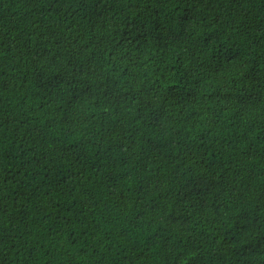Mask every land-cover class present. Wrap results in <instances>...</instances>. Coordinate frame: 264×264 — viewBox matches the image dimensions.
<instances>
[{"label": "trees", "instance_id": "16d2710c", "mask_svg": "<svg viewBox=\"0 0 264 264\" xmlns=\"http://www.w3.org/2000/svg\"><path fill=\"white\" fill-rule=\"evenodd\" d=\"M0 264H264V0H0Z\"/></svg>", "mask_w": 264, "mask_h": 264}]
</instances>
